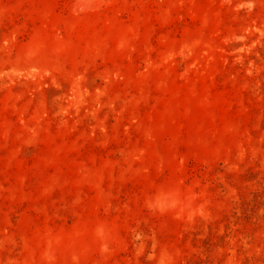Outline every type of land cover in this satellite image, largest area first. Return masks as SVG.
Segmentation results:
<instances>
[{
  "label": "rangeland",
  "instance_id": "obj_1",
  "mask_svg": "<svg viewBox=\"0 0 264 264\" xmlns=\"http://www.w3.org/2000/svg\"><path fill=\"white\" fill-rule=\"evenodd\" d=\"M0 264H264V0H0Z\"/></svg>",
  "mask_w": 264,
  "mask_h": 264
}]
</instances>
